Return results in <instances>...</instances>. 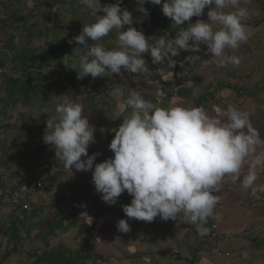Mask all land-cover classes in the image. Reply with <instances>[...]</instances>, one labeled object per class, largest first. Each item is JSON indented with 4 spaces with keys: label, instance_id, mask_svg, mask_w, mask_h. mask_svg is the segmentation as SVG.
I'll return each instance as SVG.
<instances>
[{
    "label": "clouds",
    "instance_id": "1",
    "mask_svg": "<svg viewBox=\"0 0 264 264\" xmlns=\"http://www.w3.org/2000/svg\"><path fill=\"white\" fill-rule=\"evenodd\" d=\"M79 2L97 18L83 25L73 38L83 45L76 49L81 51L77 79L122 75V69L133 74L147 73L149 68L142 54H150L154 67L165 61L174 65L172 57L181 50L198 53L200 45H206V52L217 66H238L239 58L226 50H235L249 39L242 22L248 10L240 6L242 0H136L138 5L146 2L161 5L163 15L179 29L175 38L161 36L154 45L143 34L150 25L140 18L142 32L132 27L133 16L121 9V0L106 5H101L100 0ZM209 6L208 21L198 19L180 27L192 17H200ZM137 11L147 15L143 7ZM98 12L103 15H97ZM113 32L117 46L109 50L101 41ZM88 39L93 43L89 44ZM66 57L64 64L68 66ZM185 59L192 61L199 57ZM122 107L132 111L118 128L111 130L115 134L108 148L114 155L103 162L94 164L98 154L87 153L95 140L94 127L83 115L84 105L67 97L56 105L58 119L54 117L44 123L43 142L53 147L56 158L67 170L73 167L80 172L91 170L92 183L105 203L115 204L126 191L132 197L129 204L122 206L128 218L152 222L157 216L164 221L182 216L187 223H206L219 202L215 193L222 181L225 177H230L233 183L241 180V169L259 143L249 114L231 105L221 117L209 116L203 107L163 108L134 90L122 101ZM44 119L45 116L41 120ZM259 162V158L253 161L243 176V189L251 188L257 179L255 165ZM116 227L123 233L130 231L125 219H119ZM207 232V228H201L199 234L204 236Z\"/></svg>",
    "mask_w": 264,
    "mask_h": 264
},
{
    "label": "crops",
    "instance_id": "2",
    "mask_svg": "<svg viewBox=\"0 0 264 264\" xmlns=\"http://www.w3.org/2000/svg\"><path fill=\"white\" fill-rule=\"evenodd\" d=\"M107 3H111L110 0ZM210 7H206L200 17H192L180 27H187L188 23H195L198 19L208 21L206 13ZM82 10L79 13L83 12ZM131 13L133 14L131 26L141 31L139 21L140 18H144L142 17L144 14L137 10ZM157 18L156 16L147 21L150 29L147 28L143 34L155 39L161 36L165 39L175 38L179 29L171 19L167 25H163L164 23H156ZM83 19L82 26L95 21ZM127 27L126 25L125 29ZM115 35V32L110 33L102 40L110 50L117 46ZM92 43L93 41L89 44ZM142 55L149 68L147 73L133 74L122 69V75L97 77L98 86L94 85L92 91L90 90L91 97L96 88H104L105 91L103 95L100 93L97 97L101 110H97L96 117L100 113L101 118L99 116L98 121L92 119L89 122L90 126L94 127L95 142L88 146L87 153L98 154L94 164L114 155L108 148L115 134L111 130L118 128L132 111L131 108L122 107V101L127 98L130 91L134 90L145 100L153 102L157 85L161 83L174 85L173 80L180 79L186 82V87L177 98L163 102L160 107L177 105L203 107L209 116L221 117L231 105L249 114L251 125L259 134V143L255 145L254 151L250 153L241 169V180L248 173L253 161L259 158L260 162L255 165L257 179L254 184L245 190L241 187V180L233 183L230 177H225L219 191L215 193L220 199L215 206L214 215L200 225L187 223L182 216L175 221H164L159 216L152 222L137 221L126 217L122 211V206L129 204L132 199L126 191L118 197L115 204L105 203L92 183L91 170L80 172L74 167L67 170L54 154L55 157L52 156L54 165L50 167L51 169H43L42 165L39 167L42 175L48 170L53 173L49 176L44 175L47 177L43 179L45 188L51 189L53 194L58 196L55 197L50 191L49 198L53 200L52 202L61 204L64 201L68 203L70 200L74 201L70 209L67 204L64 209L69 210L67 220L69 219L71 223L82 222L83 237L89 244L88 249L90 253L100 258L96 264H264V95H261L264 92V85L253 83L248 77L242 84L231 87L233 89L231 99L233 97L235 99L230 101V87L214 83L215 74L207 69L208 62L213 61L210 59L211 54L206 52V45H200L198 53L181 50L178 56L172 57L174 65L169 61L162 63L164 66L162 73L156 71L149 53ZM190 56H198L199 59L192 61L185 59ZM215 66L218 69L219 66ZM237 92L239 95L242 94V97H238ZM91 97L82 101H89L93 106ZM87 108L84 107L85 114ZM74 212L78 214H71ZM119 219L128 222L129 232L118 231L116 224ZM201 228L208 229L206 235L199 234ZM202 247H215L219 254H225V258L210 252L205 253Z\"/></svg>",
    "mask_w": 264,
    "mask_h": 264
},
{
    "label": "rangeland",
    "instance_id": "3",
    "mask_svg": "<svg viewBox=\"0 0 264 264\" xmlns=\"http://www.w3.org/2000/svg\"><path fill=\"white\" fill-rule=\"evenodd\" d=\"M45 3L48 2V0H43ZM103 1L109 2V0H100L101 5L106 4H113L116 2H119V0H110L111 3H105L103 4ZM0 4L4 5V7L7 8L8 12H11L12 10H18L22 13V15H25L27 10L30 9L33 4H35L34 0H0ZM135 3L137 4L136 0H121L120 7L128 10L129 12H134L137 10L138 6L135 8H130L131 4ZM146 5L152 6V8H155V6L151 3H147ZM241 7H244L248 10V16L245 20L242 22L244 23L246 27V31L249 35V37H252V40H248L246 43H242L237 49L232 50L228 49L226 50L229 55H234L239 58L240 63L238 66H234L232 64H229L225 67H217L214 62L209 63L207 65V69H210L213 74H215L214 77V83L221 84L222 86H229L230 87V101L235 99L233 95V89L231 87H234L235 85L242 84L244 80L248 79L250 77L251 81L257 82L259 86L264 85V0H250V3H242L240 5ZM84 9V11L82 10ZM122 9V10H124ZM83 11L79 13V11ZM75 11V13H74ZM86 11L88 14H86ZM47 12V9L45 7H41L39 10H36V16H37V27L41 29L42 36L39 39H32L29 42V48L35 49L37 54H43L48 50V46H46V43H49L52 40L60 39L64 36L65 32L68 30V26L73 21L74 17H82V18H88V21L91 22L95 20L97 17H95L89 10L86 9V7L79 2V0H58V3L53 7V9L50 11L49 18H46L44 14ZM4 11L0 7V17H4ZM97 15H103L102 12H98ZM34 21V20H32ZM157 23V21H156ZM163 25H167V22ZM162 25V26H163ZM55 27V29H51L56 31V33H50L46 35L45 38V28H52ZM82 26V25H81ZM15 27H19V25H15ZM83 26L79 28L78 33L81 32ZM75 31L71 32V35H74ZM11 35L14 37L12 44L14 46H22L28 43V40H26V33H20L19 29L15 30V35L11 34L10 31L6 30L3 33V39H0V42L4 44L8 37L10 38ZM149 39V44L154 45L155 41L157 39L153 37H147ZM104 47L106 49H109V47L104 42ZM80 48V47H78ZM77 48L70 47L67 49V52L71 54L72 56L68 57V61L71 63L73 62L75 66H79V56L81 54L80 50H76ZM110 50V49H109ZM6 52L2 53L5 54ZM7 55V54H6ZM8 58V57H7ZM48 56L44 57L42 59V65H44L41 68V74L42 76H47V74L51 71L50 68H52V64L47 60ZM8 68H10V65H8ZM56 72H60V69L58 68H52ZM206 69V68H205ZM10 70V69H9ZM7 71V76H13V78L18 79L20 78V74L16 72L15 70L11 73L10 71ZM79 70V69H78ZM78 70L75 71L76 75L78 73ZM88 81L89 84L95 85V87L98 86V79L92 78L90 75L84 77ZM237 79V80H235ZM235 80V81H233ZM3 79L0 77V84L2 83ZM94 82V83H93ZM252 83V82H251ZM92 88V87H91ZM91 88H88V90H92ZM104 88L103 89H94L92 93V105L88 102H80L84 105V107H89L91 109L87 108V114H85L88 117V121L93 120H99V116L101 118V114L99 113V116L96 117L97 110H101L99 107V99H97L98 94L103 95ZM53 93V91H52ZM51 93L50 97H53ZM2 95V94H1ZM238 97L241 95L236 93ZM259 95V94H258ZM264 95V92L261 94ZM242 97V96H241ZM264 97V96H263ZM64 98L61 102H63ZM80 100H82V97H80ZM59 102H52V103H45V105H42L40 107V110L38 111L35 107L39 106L38 100H31L26 102L25 104L19 103L15 106L8 107L7 115L0 114V152L3 149V145L6 144L8 146V151L5 154V159L7 160V163L10 166V169H5L4 167L0 166V194L5 191L4 184H18L21 181H24L25 183L32 179V176H29V170H32V164H29L28 159L25 161H22L19 159L20 155L19 152L14 151L12 149L13 146H19L21 149H24L22 145H26V150L32 152L38 148L39 145H44L47 148H49L48 154H55V151H53V147L51 145L45 144L43 142V134L46 130L45 128L42 129L41 134H39L38 130L35 129L36 125L34 124V129H32L31 126H27V124L35 121L37 124L38 121H40L44 116V123L46 124V121L48 119H52L55 117L56 112L55 108L56 105L61 103ZM88 103V104H85ZM162 104V103H161ZM161 104L159 106H161ZM1 109V107H0ZM31 125V124H30ZM6 126L13 127L14 131L11 134V128H6ZM25 126V127H24ZM29 127V128H27ZM254 127V126H253ZM259 129V128H258ZM13 136V137H12ZM5 142V143H3ZM3 144V145H2ZM52 157V156H51ZM55 157V156H53ZM46 160V159H45ZM52 160H54L52 158ZM43 169H51L50 167H47L43 165ZM12 170L14 171V174L11 173ZM34 172V171H33ZM40 173V172H38ZM44 175L49 176L51 173L50 170L45 171ZM1 182H3L1 184ZM43 183V181H41ZM24 185V184H23ZM21 187H24V186ZM43 186V185H42ZM46 192L42 191V188L38 189V191L30 193V210L26 212V217L23 215L22 211H13L12 207H5V211H1L0 217L1 221H4L5 224H9L11 222V219L14 218L13 216H16L18 219L22 220L24 219L23 226L20 227V240L17 245L16 252L11 253V256H9L6 260H1V257L4 252L9 251L11 249V244L9 241L6 240L4 237H0V264H32V258L30 257L31 254L35 253L39 255L43 250H49L50 248H54L57 245H62L65 248L71 249L73 251H87L90 252L88 249V242L83 237V229H82V222L77 223H71L69 219H65L68 216L69 210H60L61 213L59 214L55 209V207L61 206L63 209L64 206L66 207L69 205L73 206L74 203L73 200H70L68 203L67 201H64L62 204L56 203L54 204V209L50 207L52 205V199L49 198V194L52 190L46 187ZM54 195V194H53ZM66 198V197H65ZM61 199V197H60ZM60 201V200H59ZM58 201V202H59ZM67 204V205H66ZM35 208H43L42 211L36 213V216H32L31 212L35 211ZM38 211V210H37ZM62 218V222L64 226H67L68 228L65 230V232L57 235V237L49 238L46 241V244L41 242L39 239H36L34 237L37 234L36 229H31L29 226L31 224H36L38 222H43V226H50L53 224L54 220L58 217ZM73 215H77V212L71 213ZM12 215V216H11ZM59 218V217H58ZM39 224V223H38ZM225 258V254L223 255ZM227 257V256H226Z\"/></svg>",
    "mask_w": 264,
    "mask_h": 264
},
{
    "label": "trees",
    "instance_id": "4",
    "mask_svg": "<svg viewBox=\"0 0 264 264\" xmlns=\"http://www.w3.org/2000/svg\"><path fill=\"white\" fill-rule=\"evenodd\" d=\"M34 1L35 4H33V6L27 10L25 15H22V13L18 10H12L11 12H8L7 8L4 7V5L0 4V7L5 12L4 17H0V39H3V33L6 30H9L11 34L15 35V30L19 29L20 33H26L25 39L28 40V43L25 42L26 44L22 46H14L11 45L14 39V37L11 35V37H8L4 44L0 42V77L3 79L2 83L0 84V114L2 115H7L8 112L6 109L8 107L15 106L19 103L25 104L26 102L31 100L39 101V106L35 107L38 111L40 110V107L42 105H45V103L59 101L61 102L63 98L65 99V97L72 100L73 102L80 103L82 100L91 97L92 90L90 91L88 90V88L94 87L93 84H89L87 82L86 78L77 79L75 71L79 69V66H75L74 63H71L70 61H68V66H65L64 64V57L66 55V58L72 56L67 52L68 48H83V45L77 44L73 39L75 36L79 35L78 30L84 22V19L82 17L79 16L73 18V21L68 26V30L65 32L62 38L46 43V46H48V50L45 53L39 55L36 53L35 49L28 47L29 42L32 39H39L42 35L41 29L36 26L38 23V18L35 11L39 10L41 7H45L47 9V12L44 14V16L46 18H49L50 11L58 3V0H48L47 3H45L43 0ZM105 3L107 2L103 1V4ZM137 6V4L132 3L129 9L136 8ZM154 6L155 8H152V6L146 5V3L143 4V8L147 10V15L142 16L144 17L143 20L145 19V21H148L149 19L157 16L158 18L156 21L158 22V24H163L166 22L169 23L170 18L163 15L161 5ZM15 25H19V27H15ZM72 31H75L74 35H71ZM54 32L56 33V31L46 27L44 32L45 38L47 34ZM69 40H72V43H69ZM248 40H252V37H249ZM87 42L90 43L91 40L88 39ZM4 52L6 53L2 54ZM46 56H48L46 60L47 62L49 61L52 64V68H58L60 69V72H56L55 70L50 68L51 71L47 74V76H42L41 68L44 65H42L41 62L42 59ZM8 65H10V68H8ZM71 67H74L75 69ZM8 70L11 73L15 70L20 74V78L15 79L13 78V76H7L6 73ZM173 82H177V80H173ZM167 86L172 87L173 85H169L168 83ZM51 93L53 97H50ZM80 97H82V100H80ZM170 100L171 99L168 98L164 102H168ZM55 118L58 119L57 113L55 115ZM34 124L36 125L35 129H37L39 131L38 133L41 134L42 129L45 128L44 121L40 120L37 122V124L35 123V121H33L27 124V126L29 125L32 127V129H34ZM6 128H11L10 132L11 134H13V127L6 126ZM13 136L15 135L13 134ZM3 146L4 147L0 152V166L4 167L5 169H10V166L4 157L9 147L6 146V144H4ZM22 146L24 149H21V147L19 146H13L12 149L19 152L20 160L25 161L26 159H28V163L32 164L33 167L32 170H29V176L31 175L34 181L32 182L30 180L28 184L27 182L25 183L24 181H21L16 184V188L24 189H22L23 195H21L22 197L20 199V202L22 205H28V208L27 210L19 209V211H22V213H24L23 215L26 217V212L30 210V193L38 191L36 187L37 182L43 181V179L47 177L44 176V174L42 175V173H38L39 167L46 164H48L47 167H52V165H54V162H52L51 157L53 156V154H48L49 148L46 149L44 145H39L38 148L32 152L26 150L25 144ZM11 173L14 174V171L12 170ZM22 185L24 187H21ZM42 188V191L46 192V188L44 187V185ZM54 196L58 197L57 194ZM61 200H63V198H61ZM51 203L52 205H50V207L53 210L55 206L54 204L56 203ZM19 208L22 207L20 206ZM56 208V212L59 211V214L61 213L60 210L64 211V209H66L65 206L63 209L61 208V206L55 207V209ZM17 209H15V211H17ZM42 209L43 208H35V211L31 212V215L36 216V213H38L39 211L41 212ZM60 216L58 215L59 218L57 217L56 220H54L53 224H51L50 226H43L42 221L38 222L39 224H31L29 228L36 229L37 231V234L34 237L46 244V241L49 238L57 237V235L65 232V230L68 228V224L67 226H64L62 222L63 219L60 218ZM13 217L14 218L11 219L10 225L5 224L4 221L0 220V237L6 238V240L11 244V249L3 253L1 260H6L9 256H11V253L16 252L17 245L20 240V227L23 226V223H25L24 219L20 220L16 216ZM94 256L95 255L90 252H85L83 250L73 251L71 249L65 248L62 245H57L56 247L50 248L49 250H43L39 255L35 253L30 255V257L32 258V264H96V262L98 261L97 259L100 258L98 255H96L95 257Z\"/></svg>",
    "mask_w": 264,
    "mask_h": 264
},
{
    "label": "built area",
    "instance_id": "5",
    "mask_svg": "<svg viewBox=\"0 0 264 264\" xmlns=\"http://www.w3.org/2000/svg\"><path fill=\"white\" fill-rule=\"evenodd\" d=\"M155 69L158 73L163 72V67L161 64H154ZM186 87V82H183L182 80H177V82L174 83L172 87L167 86L165 83H161L160 85L156 86L153 102L157 103L158 106L163 103L168 98L173 99L177 98L181 91ZM163 93V95H160ZM3 183V182H1ZM43 183L41 181H38L36 184L37 189L42 188ZM5 191L0 194V212L5 210V207H12L19 208L20 206L22 208H19L20 210H27L28 205H22L20 202L21 195H23V190L16 188V185L14 184H4ZM20 190V191H18ZM203 252H210L211 254H215V256L222 257L223 255L219 254L218 250L215 249V247H202Z\"/></svg>",
    "mask_w": 264,
    "mask_h": 264
}]
</instances>
